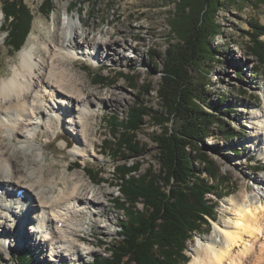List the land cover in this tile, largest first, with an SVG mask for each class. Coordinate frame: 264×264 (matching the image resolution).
Listing matches in <instances>:
<instances>
[{"label":"rangeland","instance_id":"1","mask_svg":"<svg viewBox=\"0 0 264 264\" xmlns=\"http://www.w3.org/2000/svg\"><path fill=\"white\" fill-rule=\"evenodd\" d=\"M23 3L32 17L31 31L25 46L32 34L37 36V41L49 40L51 36H48L45 28L50 27L54 19L57 22L55 31L65 25L67 21L60 20L64 18L67 11L66 17L75 19L73 22L78 35L88 34L92 42H108L110 36L114 35L113 41L118 39V49L121 48L119 52L123 59L119 63L105 59L101 61L102 64L92 65L80 61L75 65L82 81L86 82L88 90H93L102 96L115 91L125 97V100L114 106L108 104L106 108L105 105V109H101L97 119L92 121L93 130L98 131V134L93 137L99 150L97 157L101 158L102 162L89 163L86 168L102 170L101 177L105 182H94L87 173L85 179L91 182L92 186H106L114 194L109 199L112 200L108 211L111 217L107 214L101 223L106 226L105 230L106 228L111 229L112 234L104 235L101 231H96L92 236L96 242L92 247L95 251L93 254L76 262L61 263L88 264L96 256L103 255L107 258L111 255L110 249L114 247L118 239V231L127 221L125 212L118 207L122 203L120 200L122 194L119 187L115 185V168L119 165L127 167L141 165L135 177L142 176L153 169L158 170L156 161L158 148L150 140V135L155 129L152 128V122L148 118L145 120V126L138 132L136 141L139 146L132 145L133 151L127 155L123 154V159L129 158L128 160L122 159L116 162L112 153H104L101 147L103 140H112L110 122L107 121L108 116L117 115L121 119L127 118L129 109L140 101L153 111L159 109L157 89L161 81L160 71L163 69L169 44H175L180 39L172 29V22L175 19L174 5H170L167 0H23ZM3 8L4 2L0 0V28L5 22ZM256 21L264 26V0H239L235 5L224 2V6L219 8L217 14V23L221 26L222 34L214 36L212 47H218L222 53L219 56V62L211 65L210 82L205 79L206 89L210 92L212 104L218 108V112L231 111L226 121L238 138L228 140L227 135L232 132L227 134L226 138L216 132L205 140L204 145H200L215 162L221 175L227 178L229 196L218 200L214 194H207V201L218 203L214 211L218 214V219L211 220L210 226H203L201 233L188 242L185 254L190 262L194 254L201 253L198 245L203 240L213 237L220 242L223 239L215 224L222 227L229 222L230 218H235L236 210L233 201L242 202L245 195L254 198L258 193L264 194V183L257 181L260 176L264 178V157L261 156L262 151H259L255 143L262 124L259 122L262 121L261 117L264 114V54L257 56L251 50L255 42L256 31L253 24ZM7 35V32L0 30V38L3 40L0 47V83L8 79L19 64L20 52L11 56L5 45ZM259 39L264 43V35ZM126 43L130 47H126ZM208 66L201 69L207 71ZM192 73L193 75L198 74L194 69ZM99 74L106 80L101 82L102 78L100 79ZM54 128L71 136L68 131L71 125L68 123L61 122L58 127L55 125ZM41 131V128L35 130L36 133ZM41 134L36 138L31 132V140L22 150L32 155H39L38 160L46 164V168L56 165L59 171H62L68 164L80 162L79 159L71 157L70 151L75 145L63 147V140L52 141L50 138H44L43 133ZM11 138L15 141L16 149L20 150V141L25 138L22 136L18 138L13 134ZM41 144L46 146L44 154ZM80 164L82 165L81 162ZM79 169L83 168H76L75 165L71 168L74 172ZM25 190V188H19L18 191ZM11 193L15 195V192ZM138 207L142 209L143 205L138 204ZM33 214L34 211H32L31 218ZM29 227L30 222L27 221L23 226V233H28ZM1 237L4 236L0 234V257L3 259V264H16V257L13 256L15 252L26 253L29 259H32L33 264H48L43 260L42 254L24 245L26 239H23V242L19 241L18 243L22 242L23 245L18 247L15 245L18 237L7 236L8 246L12 247L10 250L4 247ZM25 237L28 238L26 235ZM243 237L248 238L247 235ZM262 237L260 235L259 241H262ZM258 242L256 243L259 246L261 242Z\"/></svg>","mask_w":264,"mask_h":264},{"label":"bare ground","instance_id":"2","mask_svg":"<svg viewBox=\"0 0 264 264\" xmlns=\"http://www.w3.org/2000/svg\"><path fill=\"white\" fill-rule=\"evenodd\" d=\"M66 15L67 11L60 21L67 22L57 32L55 19L45 28L51 36L49 40L37 41L36 35L30 36L19 53V64L14 72L0 83V189H3L0 234L4 236L1 240L4 247L11 250L7 236L18 237L15 241L18 247L26 239L24 245L42 254L48 264L86 258L95 252L92 247L96 242L92 236L96 231L112 234L111 229L105 230L106 226L101 223L107 214L111 217L108 211L112 200L109 199L114 194L106 186H92L85 179L84 168L87 169L89 163L102 162L97 157L99 150L93 137L98 131L93 130L92 121L105 105L107 108L108 104L114 106L125 100L115 91L102 96L88 90L75 69L80 61L92 65L102 64L105 59L121 62L118 39L113 41L115 36L112 35L108 42H92L88 34L75 32V19ZM2 43L0 38V47ZM126 47H130L129 44L126 43ZM261 118L255 143L264 157V114ZM61 122L71 125V129L68 128L71 136L55 130L54 126L58 127ZM39 128L43 132L36 133ZM31 132L36 138L43 133L44 138L52 141L63 140V147L75 145L70 151L71 157L79 159L83 169L72 171L74 163L62 171L56 165L46 168V164L38 160L39 155L22 150L31 140ZM11 134L25 138L20 141V150L16 149ZM40 146L44 154L46 146ZM257 181L263 184L264 178L260 176ZM19 188H25L27 199L32 201V218L23 219L10 207L15 204L20 209L22 202L15 198ZM236 201H233L235 218H230L222 227L215 224L223 239L220 242L213 237L203 240L198 245L201 253L194 254L190 264H264V194L258 193L254 198L245 195L242 202ZM27 221L30 231L25 234L22 230ZM260 235L262 241H259Z\"/></svg>","mask_w":264,"mask_h":264},{"label":"trees","instance_id":"3","mask_svg":"<svg viewBox=\"0 0 264 264\" xmlns=\"http://www.w3.org/2000/svg\"><path fill=\"white\" fill-rule=\"evenodd\" d=\"M167 1L174 5L172 29L180 39L169 44L160 71L159 109L153 111L140 101L129 109L127 118L108 116L112 140H103L101 147L104 153H112L116 162L122 160L123 154L133 151L132 145L139 146L138 132L148 118L155 129L150 140L158 148V170L135 177L141 165L115 168V185L122 194L121 206L117 205L127 221L118 231L111 255L96 256L88 264H189L185 254L188 242L201 233L203 226L218 219L214 212L218 203L207 201V194H214L218 200L229 196L227 178L200 145L216 132L228 136V140L238 138L226 121L231 111L218 112L213 106L205 79L210 82L211 65L219 62L222 53L212 47L214 36L222 34L217 23L219 8L224 2L235 5L239 0ZM3 2L5 22L0 30L8 33L5 45L14 56L28 40L32 17L23 0ZM253 27L256 34L251 50L260 56L264 54V43L259 39L264 35V26L256 21ZM207 66L209 70L201 69ZM192 69L198 74L193 75ZM99 75L101 82L106 80ZM75 167L83 168L80 162ZM85 172L92 181L105 182L102 170L89 168ZM138 204L143 205L142 209ZM13 256L16 264H33L24 252Z\"/></svg>","mask_w":264,"mask_h":264}]
</instances>
